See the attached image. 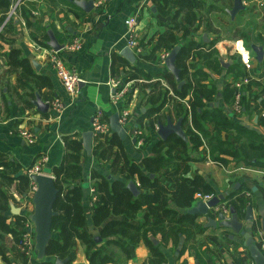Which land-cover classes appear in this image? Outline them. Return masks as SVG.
Wrapping results in <instances>:
<instances>
[{
  "label": "trees",
  "instance_id": "1",
  "mask_svg": "<svg viewBox=\"0 0 264 264\" xmlns=\"http://www.w3.org/2000/svg\"><path fill=\"white\" fill-rule=\"evenodd\" d=\"M153 3L158 13L171 18L166 29L160 33L153 50L170 52L175 46H181L176 57V66L184 83L178 88L179 83L174 74L167 69L163 72H147L131 66L132 75L129 80L152 81L143 85L149 98V108L138 124L142 129L147 126L155 130V123L158 119L161 120L160 116L167 108V114L172 119L183 118L187 140L176 134H171L166 140L158 138L152 145V153L145 156L140 165L127 155L125 141L117 133L111 131L95 138L92 153L98 158L100 165L104 162L110 165L111 177L98 170L92 172L97 198L92 211V222L100 227L99 236L108 244L119 245L126 252L125 246L115 238L132 245L146 241L151 251L149 264H165L166 259L159 249L160 245H155L150 237H160L163 244L172 243L174 246H178L185 235L187 241L194 240L205 228L197 222L198 215L189 214L187 210L198 201V195L217 194L202 174L192 173L193 163L199 160L194 152L202 153L200 160L203 161L210 158L218 164L227 165L231 160H236L264 169V138L257 129L251 128L230 111L237 92L232 83H227L222 91L223 104L216 105L219 91L213 82H205L209 80L210 70H224L218 52L212 49L216 41L206 42L203 37L196 39L193 36L194 30L205 22L207 32L215 31L214 20L205 18L202 14L206 1L153 0ZM11 5V0H0V26L4 23ZM211 10L212 6H208L207 11ZM19 12L26 24L31 25V12L24 6ZM16 32L17 25L14 20L8 22L0 32V98L4 103V118L9 117L10 108L14 109L12 100L7 96L9 92H13L25 108H33L36 92L52 86L51 79L36 71L21 49L14 47L16 40L8 36V33ZM4 44L9 45V48L3 51ZM125 64L122 56L115 55L113 73H119V66ZM228 72H232L236 80L245 76L238 64L231 66ZM15 74L18 75L16 84H12L11 76ZM247 89L250 87L242 88V115L251 119L260 105L264 107V99L260 103L257 95L247 97ZM170 90L174 96L170 94ZM175 97L187 100V104L179 102ZM254 102L256 107L251 105ZM145 119H148L146 125ZM259 120L264 127V117ZM224 132H232V135L224 138ZM206 147L210 148L208 155ZM83 151L81 140L72 136L64 137L62 160L53 168L58 189L54 203L57 214L53 217V238L47 247L46 258L39 261V264H56V258L68 259L66 264H72L70 254L76 240L85 244L89 264L114 262L110 254L95 248L96 240L85 227L87 218L83 197L86 188L82 182L81 163ZM20 171L19 164L7 160L0 152V256L7 264H10V260L2 246L7 236L13 238L16 245L14 249L22 255L24 263L29 259L18 248L28 218L23 214L13 215L10 208L12 196L9 189L16 180L23 192H28L33 187L31 177L25 172L18 175ZM115 175L120 178H112ZM130 180L137 182L142 191L137 197L127 187ZM238 201L240 202L232 201L231 204L243 206V200ZM143 209L148 211L147 221L138 220V214ZM184 249L182 247L181 252ZM33 257L36 258L35 253Z\"/></svg>",
  "mask_w": 264,
  "mask_h": 264
},
{
  "label": "crops",
  "instance_id": "2",
  "mask_svg": "<svg viewBox=\"0 0 264 264\" xmlns=\"http://www.w3.org/2000/svg\"><path fill=\"white\" fill-rule=\"evenodd\" d=\"M14 1L11 0L12 3ZM22 6L31 12L32 24L27 25L18 10L16 16L18 21L14 20L17 32L15 34L8 33V36L15 38L14 47L21 49L23 55L28 57L32 64L33 61L37 62L38 69L34 66L36 71L51 79L52 86L43 88L39 92L42 100L50 105L55 98H60L64 101L65 106L61 112L54 111L50 106L47 113H41L35 106L25 108L15 94L9 92L7 96L12 100L14 109L10 108L9 117L4 118L6 113L4 112V103L0 98V112L2 113L0 116V152L7 160L19 164L22 173L36 164L43 156H47L48 159L43 164V170L44 172L50 170L53 175V168L59 165L62 160L65 136H72L82 141V135L93 130V122L99 114L104 120L109 121L110 116L119 111L120 107L112 100L111 94L115 91L110 86L112 78L120 79L128 86L126 108L131 112L130 125H139V119L149 108V98L143 85L152 81L129 80L132 75L131 66L142 68L147 72L166 71L165 63L159 59L164 50H153V47L160 33L171 22V18L162 16L157 11L154 12L152 8L156 5L153 0H108L102 8L95 7L91 12L84 11L71 0H22L19 9ZM238 15L237 17H239ZM130 17L137 19L138 40L142 46V52L135 53L136 62L133 64L122 57L126 64L119 66V73L114 74L112 71L113 58L115 55L120 56L121 50L127 47L128 33L125 21ZM219 20L226 23L222 18ZM230 21L234 22L231 19ZM206 29L207 27L203 23L194 30L193 36L199 39L207 34L206 42L219 36V34L207 32ZM49 30L53 31L61 44H67L75 39L81 41L82 48L79 50L69 51L63 48L59 51V55L67 66L75 69L83 79L82 84L77 86L76 93L73 95L67 92L50 63L53 49L47 44ZM254 35L255 38L249 46L252 43L262 44L264 41V39L263 41L260 38L257 39L259 34L255 33ZM35 38L44 44L38 43ZM229 38H218L214 49L217 50L220 58L225 61L233 60V63L228 68H224L220 74L211 73L209 80H205L207 83L213 82L219 91L216 105L223 104L222 91L227 83L233 84L236 80L234 74L228 72V69L236 64L239 65L243 75L251 78L250 83L244 86L250 87L247 89V93L245 92L247 97L257 95L259 96L258 101L261 103L264 99V62L258 63L251 51L252 68L246 69L241 62L238 50H251V48L240 46L239 40L233 37ZM8 48L9 45L4 44L2 50ZM233 71L235 72V69ZM17 77V74L11 76L12 84H16ZM7 83L6 81L5 84ZM4 90L7 92V87ZM251 105L252 107L257 106L255 102ZM261 110H264L262 105L258 107L253 119L246 115L236 117L241 121L244 120L248 125L255 124L254 127H256L258 124L261 125L260 120L257 119V114ZM14 111H17V114H14ZM163 112L167 114L168 109L166 108ZM147 122L148 119H145L144 124L146 125ZM22 130H29L34 135L35 142L29 143L21 135ZM143 130L146 138L143 146H137L133 142L134 139L129 136L125 141L127 155L140 165H142L143 158L152 153V145L159 138L157 130L147 126ZM262 136L264 138V135ZM94 145L93 141V148ZM194 155L199 160L193 163L192 173L202 174L215 188L217 194H227L224 204H231L232 201L239 203L238 200L242 199L243 205L251 204L255 215L264 214L263 168L248 166L236 160H231L227 165H221L213 162L210 158L204 161L200 160L202 153L194 152ZM81 163L83 167L82 182L88 184V188L84 189L83 197L87 218L85 227L90 236L96 238L100 237V227L95 226L92 222V211L96 201L94 202V181L91 175L93 170H98L111 176L109 174L110 165L105 162L100 165L98 158L93 153L89 156L85 150L82 153ZM112 178H120V176L115 175ZM9 193L12 196L10 203L13 202L19 208V214L27 216L33 211L32 188L28 192H23L16 180L10 187ZM138 220H149L146 209L138 214ZM197 222L204 226L206 216H198ZM204 228V232L198 234L194 240L187 241L186 235L183 236L178 246H174L172 243L163 244L160 237H156L159 240V249L165 256V264H195L196 260H199L201 264H252L249 253L236 241L237 236L234 240L230 238L233 233L231 230ZM262 237L264 236L262 235ZM115 239L125 246L126 252L114 243L108 244L102 239L96 241L95 248L102 249L114 258V262L110 264H149L151 251L146 241L132 245L123 239ZM5 240L7 245L4 242L2 246L10 264H39V261L34 257H30L28 262L24 263L22 255L14 249L16 245L13 238L7 236ZM182 247L185 249L181 252ZM70 258L72 264H89L86 246L82 241H75ZM0 264H7L1 256Z\"/></svg>",
  "mask_w": 264,
  "mask_h": 264
},
{
  "label": "water",
  "instance_id": "3",
  "mask_svg": "<svg viewBox=\"0 0 264 264\" xmlns=\"http://www.w3.org/2000/svg\"><path fill=\"white\" fill-rule=\"evenodd\" d=\"M78 7L82 8L86 12H91L95 9L94 0H71ZM245 0H234L232 8L226 9V12L230 15L231 20H235L236 15L246 9L244 4ZM154 12L157 11L156 6L152 8ZM17 22V17L14 18ZM49 41L47 42L54 51H60L65 47V44H61L56 38L52 30L48 31ZM204 40H207V34H204ZM181 46H175L165 59V66L168 71L174 74L178 84V88L182 86L184 81H181L180 70L176 66V57ZM251 51L254 53L255 60L258 63L264 62V44L252 43L250 45ZM120 56L124 57L131 64L136 62V56L134 51L128 46L123 48L120 52ZM220 63L223 68H228L233 60H227L220 58ZM33 65L38 69V64L33 61ZM82 82L79 83L81 85ZM220 96V94H219ZM33 104L41 113H47L50 105L45 103L39 92H36V98L33 100ZM183 118H179L177 121H173L171 116H167L166 123L158 121L157 134L160 139L166 140L171 134H176L179 137L187 140L186 133L183 129ZM109 125L112 132L117 133L124 141L128 140V133L126 128L119 121V112L114 113L109 118ZM135 142V140L133 141ZM93 131H87L82 135V144L86 153L90 156L93 150ZM22 174L19 172L18 175ZM154 175H152L153 177ZM111 177V176H109ZM32 181L36 185L31 202L33 204V211L27 214L28 220L33 223L34 240H35V255L38 261H42L46 258L47 247L49 242L53 238L52 224L53 217L57 214L54 209V203L58 196V189L55 185L54 176L50 170H47L44 174L31 175ZM87 188L88 184H84ZM127 187L131 190L135 197L141 194V190L138 187L137 182L130 180ZM227 194H217L210 200L205 202L204 200H198L192 207L187 210V213L194 215L206 216V222L204 227L213 228L214 230H231L233 233L230 235L232 240L236 238L238 244L246 249L249 253V258L252 264H264V252L259 246V240L261 236H264V214L255 215L254 209L251 204L241 206H235L232 204H224ZM11 213L13 215L19 214V208L15 206L13 202L10 203ZM101 237H96L95 240L99 241ZM155 245L159 244V240L156 237H150ZM68 259L56 258V264H66ZM195 264H201L199 260H196Z\"/></svg>",
  "mask_w": 264,
  "mask_h": 264
},
{
  "label": "built area",
  "instance_id": "4",
  "mask_svg": "<svg viewBox=\"0 0 264 264\" xmlns=\"http://www.w3.org/2000/svg\"><path fill=\"white\" fill-rule=\"evenodd\" d=\"M22 0H16L12 3L10 10L6 14V18L4 23L0 26V32L3 30L5 25L10 22L14 17L17 16L20 4ZM108 0H94V5L96 8H102ZM127 25V33H128V40H127V46L131 48L134 53L140 54L142 52V46L138 40L139 37V28H138V22L136 17H130L127 18L125 21ZM66 50L74 51L79 50L82 48L81 41L79 39H75L67 44H65L64 47ZM238 53L240 55L241 62L245 66L246 69L252 68V55L250 50L248 49H239ZM169 52H162L160 54L161 61L165 63V59L167 58ZM247 57V59H245ZM50 63L52 64L53 68L56 71L57 76L60 78L61 82L63 83L65 89L67 92L71 95L76 93L77 86L79 83L83 80L81 75L73 68L68 67L65 63L64 59L59 55V51H54L50 55ZM141 82H145V80L141 79ZM251 81V78L249 76L242 77L238 80H234L233 85L237 88L236 92V98L234 104L231 106L230 111L234 112L236 116L242 115V88L246 85H248ZM110 86L114 88V92L112 95V100L114 104H117L119 109V121L120 123L126 128L128 136L133 138L135 140V144L137 146H143L145 143V135L144 130L140 128L139 125H130V116L131 112L129 109L126 108V102H127V94H128V86L125 85L120 79L112 78L110 81ZM167 86V85H165ZM170 94L174 96V93L172 90H170ZM179 102H183L187 104V100L181 99L179 97H175ZM51 108L56 112H61L64 109V101L60 98H55L51 104ZM255 116V115H254ZM260 117H264V110H261L257 114V119ZM253 119V118H252ZM244 122V120H243ZM253 122V120H252ZM246 123V122H245ZM251 128L257 129L259 133L264 135V127L261 125L252 124L249 125ZM93 141L95 143V138L99 137L100 135H106L111 133V127L109 125L108 120H104L101 117V114H99L95 121L93 122ZM21 135L29 142L34 143L35 137L29 130H22ZM48 157L43 156L36 164L28 168L25 173L31 177L33 174H44L43 170V164L47 161ZM138 184V183H137ZM36 190V185L33 182L32 187V193ZM93 192H95L93 188ZM213 196L212 195H206L201 196L198 195V200H204L207 202L210 200ZM97 200L96 195L94 197V202ZM34 226L33 223L30 220H27L25 226L23 227L24 233L21 239V242L19 244L20 250L28 256V258L33 257V253H35V240H34V232H33ZM259 246L261 250L264 252V237L259 240Z\"/></svg>",
  "mask_w": 264,
  "mask_h": 264
},
{
  "label": "rangeland",
  "instance_id": "5",
  "mask_svg": "<svg viewBox=\"0 0 264 264\" xmlns=\"http://www.w3.org/2000/svg\"><path fill=\"white\" fill-rule=\"evenodd\" d=\"M205 1H206V5H205V8L202 9V14L205 18H210L214 20L213 28L215 29V31H210V32L219 34L221 38L223 37L232 38L233 37L234 39L240 41L239 42L240 46H248L249 48H250L249 44L255 38V35H254L255 33L259 34L257 39L260 38V40L263 41L264 39V0H245L246 4L245 3L244 4L246 5V9H245L246 11L245 12L240 11L238 13L239 17H237L236 15V18L235 20H233L234 21L233 23H231L230 15L226 12V9L233 7L234 0H205ZM208 6H212L211 12L207 11ZM220 18L224 19L226 23H222L219 20ZM204 24L206 25V22ZM219 36L216 37L214 40L217 41L218 38H220ZM215 43L212 49H214ZM163 52H167V51L164 50ZM159 59H161L160 56H159ZM219 59H220V56H219ZM210 71L212 74L213 73L220 74L222 72V70L218 71V69H216V71H212V70ZM169 106H172V104H169ZM167 116L168 114H166L165 112L162 114V116H160L161 120L158 119L157 123H155V131L158 130V121H161L162 123H166ZM173 121H177V120L173 119ZM231 135H232V132L223 133L224 138H229ZM209 153H210V148L208 147L207 155ZM4 242L7 245L6 240Z\"/></svg>",
  "mask_w": 264,
  "mask_h": 264
},
{
  "label": "flooded vegetation",
  "instance_id": "6",
  "mask_svg": "<svg viewBox=\"0 0 264 264\" xmlns=\"http://www.w3.org/2000/svg\"><path fill=\"white\" fill-rule=\"evenodd\" d=\"M15 18V17H14ZM14 18L12 20H14Z\"/></svg>",
  "mask_w": 264,
  "mask_h": 264
},
{
  "label": "snow or ice",
  "instance_id": "7",
  "mask_svg": "<svg viewBox=\"0 0 264 264\" xmlns=\"http://www.w3.org/2000/svg\"><path fill=\"white\" fill-rule=\"evenodd\" d=\"M245 59H247V57H245Z\"/></svg>",
  "mask_w": 264,
  "mask_h": 264
}]
</instances>
